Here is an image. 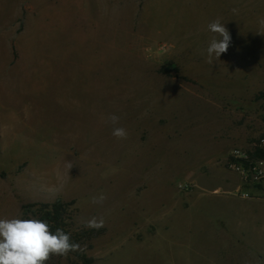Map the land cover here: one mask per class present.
<instances>
[{
  "label": "rangeland",
  "instance_id": "obj_1",
  "mask_svg": "<svg viewBox=\"0 0 264 264\" xmlns=\"http://www.w3.org/2000/svg\"><path fill=\"white\" fill-rule=\"evenodd\" d=\"M261 18L264 0H0V219L71 203L92 264H264V180L228 166L264 137Z\"/></svg>",
  "mask_w": 264,
  "mask_h": 264
},
{
  "label": "clouds",
  "instance_id": "obj_2",
  "mask_svg": "<svg viewBox=\"0 0 264 264\" xmlns=\"http://www.w3.org/2000/svg\"><path fill=\"white\" fill-rule=\"evenodd\" d=\"M259 24L264 28V18L259 20ZM207 27L215 34L206 49V62L212 64L213 58L219 60L221 54L227 52L231 36L219 18ZM109 120L115 125L119 117L113 114ZM112 135L117 139H126L127 132L123 127H115ZM87 226L102 227L103 222L96 224L90 221ZM79 249L80 245L73 243L69 234L59 228L53 232L47 221L19 217L0 219V264H47L54 255L67 256L69 252Z\"/></svg>",
  "mask_w": 264,
  "mask_h": 264
},
{
  "label": "trees",
  "instance_id": "obj_3",
  "mask_svg": "<svg viewBox=\"0 0 264 264\" xmlns=\"http://www.w3.org/2000/svg\"><path fill=\"white\" fill-rule=\"evenodd\" d=\"M70 205L71 203H64L59 200L50 203H35L26 206L24 212L26 219H40L47 221L53 232H55L57 228L62 229L66 234L70 235L71 241L73 243L79 245L81 242L88 243V241L94 237L97 232H94L92 229H71L72 223L70 222L68 215ZM87 248H89L88 244ZM68 255L74 257L78 264H92V259L87 257L82 250L69 252ZM53 257L54 256L51 257L47 264H50V261L53 260Z\"/></svg>",
  "mask_w": 264,
  "mask_h": 264
},
{
  "label": "built area",
  "instance_id": "obj_4",
  "mask_svg": "<svg viewBox=\"0 0 264 264\" xmlns=\"http://www.w3.org/2000/svg\"><path fill=\"white\" fill-rule=\"evenodd\" d=\"M249 150L235 147L230 150L228 166L242 181L258 183L264 180V137H259Z\"/></svg>",
  "mask_w": 264,
  "mask_h": 264
}]
</instances>
